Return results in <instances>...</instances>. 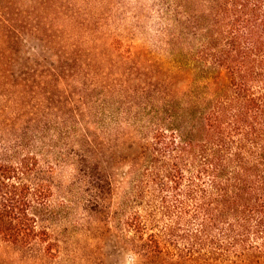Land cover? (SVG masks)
Here are the masks:
<instances>
[{
	"label": "rangeland",
	"instance_id": "rangeland-1",
	"mask_svg": "<svg viewBox=\"0 0 264 264\" xmlns=\"http://www.w3.org/2000/svg\"><path fill=\"white\" fill-rule=\"evenodd\" d=\"M167 1L0 0V158L40 156L54 194L35 212L57 242L49 251L0 236V264H264L187 255L174 242L153 253L128 225L137 136L182 127L203 139L228 86L197 59L195 28L178 22L183 1L172 15Z\"/></svg>",
	"mask_w": 264,
	"mask_h": 264
},
{
	"label": "trees",
	"instance_id": "trees-1",
	"mask_svg": "<svg viewBox=\"0 0 264 264\" xmlns=\"http://www.w3.org/2000/svg\"><path fill=\"white\" fill-rule=\"evenodd\" d=\"M182 1L178 22L184 19V26L190 23L195 28L190 33L199 41L197 59L223 70L228 86L204 115L203 139H193L182 127L137 136L134 209L128 225L142 238L147 236L153 253L174 242L187 255L260 262L264 258V0ZM167 4L172 15L173 0ZM39 25L33 24L27 41L32 35L40 37ZM185 32L181 29L178 35ZM43 167L35 153L23 154L18 161L0 158V236L24 246L40 241L53 251L57 242L47 227L40 226L35 212L54 194Z\"/></svg>",
	"mask_w": 264,
	"mask_h": 264
}]
</instances>
